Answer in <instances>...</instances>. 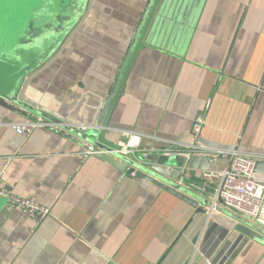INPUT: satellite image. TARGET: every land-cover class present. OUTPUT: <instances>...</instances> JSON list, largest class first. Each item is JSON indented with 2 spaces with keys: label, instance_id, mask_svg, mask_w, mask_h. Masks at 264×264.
<instances>
[{
  "label": "crops",
  "instance_id": "1",
  "mask_svg": "<svg viewBox=\"0 0 264 264\" xmlns=\"http://www.w3.org/2000/svg\"><path fill=\"white\" fill-rule=\"evenodd\" d=\"M157 2L94 0L60 56L31 81L26 96L56 113L64 122L48 121L69 135L45 127L18 135L11 125L39 114L0 104L6 186L50 211L36 224L0 198V264H264V240L238 230L264 238L248 220L195 209L131 177L121 160L82 156L81 135L108 149L135 135L141 151L156 154L188 143L202 116V144L264 161V0H164L163 31L144 37ZM0 49L6 101L43 57ZM228 163L211 157L210 170ZM197 174L186 170L185 183L210 201L200 179L191 181Z\"/></svg>",
  "mask_w": 264,
  "mask_h": 264
},
{
  "label": "built area",
  "instance_id": "2",
  "mask_svg": "<svg viewBox=\"0 0 264 264\" xmlns=\"http://www.w3.org/2000/svg\"><path fill=\"white\" fill-rule=\"evenodd\" d=\"M203 125L204 118L202 116L196 117L187 137L188 143L177 141L171 147L158 151L156 154L169 158L208 155L228 160V166L221 170H208L198 173L203 188L208 189L211 193V204L206 210L211 213L225 209L248 220L255 228L264 231V176L254 173L256 160L242 153L238 147L202 144L200 142V132ZM42 127L51 128L59 133L69 135L66 124L48 121L41 116H34L33 119L11 125V129L23 137H28L35 129ZM82 130L85 131V128H82ZM81 142L84 147L82 152L84 159L97 154L119 155L134 159L138 155L146 156L149 154L140 150V138L135 135H127V139L118 143L115 149L102 150L85 140L81 139ZM7 166L8 161L0 168V198L6 199L10 209L20 210L34 223L39 224L49 216V209L39 205L31 198H20L10 194L4 181ZM182 171L185 172L186 177L184 167ZM130 176L134 177V174ZM205 264L211 263L206 261Z\"/></svg>",
  "mask_w": 264,
  "mask_h": 264
},
{
  "label": "water",
  "instance_id": "3",
  "mask_svg": "<svg viewBox=\"0 0 264 264\" xmlns=\"http://www.w3.org/2000/svg\"><path fill=\"white\" fill-rule=\"evenodd\" d=\"M93 1L94 0H84V6L78 17L76 18L73 26L65 31V34L63 33L64 36H60L61 39L59 38L56 45L51 49V51L43 56L39 64L28 66V76L22 81V83H18L15 86V89L12 91L6 101L0 100V104L6 106L13 112L21 113L23 115L25 112L36 113L47 120L64 122L56 113L45 109L33 100L29 99L26 96V92L31 81L46 68H48L60 56L61 52L68 45L73 36L77 33L84 20L90 14ZM163 1L164 0H158L151 19L149 20V23L145 29L144 37H147L148 35H154L156 33H161L163 31L164 27L161 25V23H164L165 19L169 16V14L167 13H162L161 7L163 6ZM60 22L64 23L63 20H61ZM75 134L79 135L78 133ZM80 138L91 143L98 149H108L107 147L100 145L96 139L88 138L87 136L82 135L80 136ZM96 156L115 163H119L118 160L123 161V163L130 166V174H134V177H137L138 179H141L163 189L164 191L172 194L179 200L187 203L195 209H197L198 206L207 208L211 204L210 201L203 199L199 195V193L202 192L200 188L185 183V172L182 171V167L185 168V171H196L198 173L210 170L211 157L208 155H192L189 158H184L181 156L169 158L167 156L159 154H147L146 156L138 155L135 159L125 158L119 155L108 156L97 154ZM121 165L124 166V164L122 163ZM254 173L264 176L263 160L255 161ZM238 230L256 240H264V238L260 237L253 231L244 229V227H239Z\"/></svg>",
  "mask_w": 264,
  "mask_h": 264
},
{
  "label": "rangeland",
  "instance_id": "4",
  "mask_svg": "<svg viewBox=\"0 0 264 264\" xmlns=\"http://www.w3.org/2000/svg\"><path fill=\"white\" fill-rule=\"evenodd\" d=\"M83 6L84 0H0V42L18 55L42 58L73 26Z\"/></svg>",
  "mask_w": 264,
  "mask_h": 264
},
{
  "label": "trees",
  "instance_id": "5",
  "mask_svg": "<svg viewBox=\"0 0 264 264\" xmlns=\"http://www.w3.org/2000/svg\"><path fill=\"white\" fill-rule=\"evenodd\" d=\"M198 175V174H197ZM197 175H195V177H193L192 179H191V181H193V182H198L199 181V178L197 177ZM185 181H189V180H187V178H185ZM199 182H201V181H199ZM202 183V182H201Z\"/></svg>",
  "mask_w": 264,
  "mask_h": 264
}]
</instances>
